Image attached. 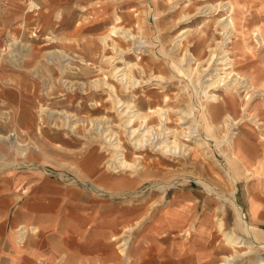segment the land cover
<instances>
[{
  "label": "rangeland",
  "instance_id": "1",
  "mask_svg": "<svg viewBox=\"0 0 264 264\" xmlns=\"http://www.w3.org/2000/svg\"><path fill=\"white\" fill-rule=\"evenodd\" d=\"M34 1L38 5L29 8V0H0V135L17 131L21 141L36 143L44 148L41 154L33 148L31 167L8 165L0 169V264H16V261L17 264H36L34 254L25 250L32 248L33 240L31 242L26 238L19 243L17 229L21 224H35L34 213L43 214L49 209L45 195L50 191L65 190V187L80 188L84 204L91 209L93 216L91 220L84 221L83 227L94 229L100 235L98 264L121 263L119 239L114 237L126 225L150 215L155 209L154 218L147 220L143 228L136 232L131 264H160V261L161 264H218L221 255L231 253L232 248L220 238L215 216L224 208L226 226L233 227L236 221L234 203L240 205L247 221L253 220L264 230V134L260 130L264 128V103L260 96L251 103L249 111L258 115L263 124L258 127L246 120L240 127L234 148H228L217 140L225 132L220 104L222 98L209 108L216 132L208 131L205 123L200 122L201 135L207 139L204 149L195 147L186 155L166 156L152 147L137 150L128 139L127 132L119 127L127 157L133 159L140 153L144 168L138 173L108 170L105 161L110 154L105 149V143L96 144L91 157L87 155L74 161V154L80 152L82 146L86 145L83 142L87 140L73 133L68 125L60 126L62 120L56 113L67 110L80 118L106 114L113 124L118 123L116 110L106 99V88L96 90L90 87V80L101 75V67H104L109 79L115 81L108 72L111 65L105 60L101 61L102 44L99 37L108 31L113 19L112 9L117 6L122 25L138 29L139 19L145 17L148 22L144 33L148 35L147 50L140 54V58L136 53H127V59L145 65V78L152 70L167 76L162 84L143 81L135 88L138 107L148 112L157 105L187 109L189 103H193L196 105L195 115L202 120L198 109L201 100L194 90V82L191 76L174 68L172 57L179 59L188 48L199 60L206 58L208 49L221 39L214 20L224 13L223 10L218 11L220 14L215 12L209 16L207 21L198 14L192 21L179 22L184 14H196L198 7L205 4L204 1L214 0H184L176 13L169 9L168 0ZM235 1L240 4L236 21L243 43L242 47L237 48L238 68L247 72L264 66V51L256 49L250 34L255 26H264V0ZM148 3L164 11L157 22L158 27L156 17L144 12L145 9L149 13L152 11ZM185 28H191V31L183 40L182 48L174 46L171 41ZM117 39L127 44L121 38ZM92 42L96 47L89 52L87 46ZM23 44L27 46L21 49ZM28 47L32 49L28 50ZM16 50H20L21 54H16ZM54 50L69 55L63 59L66 63L63 71L58 64L49 63L44 57L45 53ZM154 51L159 57L154 55ZM114 52L109 49L107 54L115 55ZM81 57L91 64L87 65ZM192 65L195 68L197 62L193 61ZM37 67H40L38 72ZM136 74L141 78L139 70H136ZM82 82L85 83L86 92L81 89ZM120 90L127 98L129 93ZM233 95V115L241 117L245 93ZM202 100L205 102V97ZM42 108L48 110L40 115ZM151 117L154 123L158 121V115L153 113ZM108 123L111 122L105 123V126ZM168 124L179 127L178 114L174 110L170 111ZM85 125L81 126L80 133L88 135ZM183 138L179 137L185 141ZM97 140L103 142V138L98 137ZM0 153L3 154L0 160L23 162L22 157L16 151H10L7 145L0 144ZM63 162L84 166L87 174L110 190L104 193L93 189L83 179L79 180L70 168L62 165ZM228 168L235 178L234 184L224 175ZM165 186L170 187L166 193L167 199H162V188ZM153 203L157 204L152 206ZM23 210L25 213H22ZM17 215H20V219ZM26 215L28 219L23 220ZM196 215L199 217L196 224L199 228L195 241L194 237L185 234V228ZM197 241L202 242V248L193 246Z\"/></svg>",
  "mask_w": 264,
  "mask_h": 264
},
{
  "label": "bare ground",
  "instance_id": "2",
  "mask_svg": "<svg viewBox=\"0 0 264 264\" xmlns=\"http://www.w3.org/2000/svg\"><path fill=\"white\" fill-rule=\"evenodd\" d=\"M29 1V8L38 5L34 0ZM183 1L184 0H168V3L170 4L169 9L176 13L181 7ZM214 1H204L205 4L198 7V11L196 12V14H184L180 17L179 22L189 20L192 21V18L196 17V15L198 14H200L199 16H204L205 18H202L207 21L209 20V16L214 15L215 12L223 10L224 13L220 14L218 12L220 16H218L214 20L216 28H218V33L221 35V39L215 41L216 45L211 46L208 49L209 55H207L206 58L199 60L194 52L188 48L185 51L184 55L179 56V59L176 60L172 57V64L174 65V68L178 72H184L191 76L194 82V90L199 95V98L201 100V107H198V109L200 111L202 120L197 118L198 115H195L196 105H194L193 103H189L187 109H172V107H166V105H157L156 108L149 109L148 112L143 111L140 107H138V104L136 102L137 96L134 92L135 88L140 86L143 81L148 82L151 80L153 82L157 81V83L162 84V81H164L167 76L163 73H157L152 70L147 78H145L143 76L146 73V69L144 67L145 65H142L138 61L132 62L131 60L127 59V53H136L138 58H140V54L147 50V48L145 47L149 43L147 37L148 35H144L145 30L148 27L147 18L143 17L139 19L137 26L138 29H133L120 23L122 17L120 14L121 12H119L117 6L113 7L112 22L108 26V31L105 34L101 35L99 37V40L102 44L101 61L105 60L111 65V68L109 69V71H107L114 77L115 81H111L108 75L104 72V67H101V75L96 76L90 80V87L96 90L100 88H106L108 93V97L106 99L111 101V103L113 104V107L115 108L118 115L117 117H119V121L118 123L116 122L115 124H113L112 121H110V117L106 114L89 118H80L76 114L68 112L67 110L56 112L62 120V124L60 126H69V129L73 133H75L80 138L87 140L86 142H83L86 145L83 144L84 146H82L80 152H76L74 154V161H77V158L81 157H91L93 155L92 149L95 148L96 144L105 143V149L108 150V153L110 154V156L105 161L108 170H111L113 172L130 171L131 173H138L141 169L144 168V165L140 160V153L136 154L135 158L133 159H130L129 156L127 157V148L124 143L125 141L118 131L119 127H122V129L127 132L128 139L137 150L152 147L156 151H160L166 156L186 155L189 152L193 151L195 147H197L199 150H203L207 139L201 135L199 123L203 121L208 131L216 132V125L212 120L213 115L210 114L209 108L211 109L212 106H215V103H219L221 98V113L223 117V126L225 127V132H223L224 134L222 138H217L219 143L226 144L228 148H234L236 146V138L240 133V127L246 122V120L254 122V124H256L258 127L263 124V122L259 121V119L257 118L258 115H253L252 113H250L249 109L251 103L257 98V96H260L262 99V103H264V80L262 81V77H264V66H260L247 72L243 70V68H238L239 59L237 48L242 47L243 44L240 37V30L238 26L239 24L236 21V15L239 10L240 4L235 0H221L218 2ZM196 5L198 6L199 3ZM149 7L152 10L150 11L151 13H149L148 9H145L144 12L145 14L155 16V23L157 25V22L164 11L157 9L152 5H150ZM58 15H60V13H58ZM207 25L210 26L211 22ZM190 29L191 28H185L180 30V32L174 37L173 41H171L172 43H174V46L181 47L183 45V40L186 38L187 33L191 31ZM250 34L255 41L254 45L256 46V49H261L264 51V26L260 24L255 26L251 30ZM117 38H121L127 44L125 45L123 41H120ZM25 46L27 45L23 44L20 46V48L23 49ZM95 47V42H92L90 46H87V50L89 52H92ZM30 49L32 48L28 47V50ZM109 49H113V51H115V55L107 54ZM15 52L16 54H21L20 50H16ZM155 52L157 51H154V55L156 57H159L158 53ZM262 55L264 64V52L262 53ZM66 56H69L66 55V52H55V50L49 51L48 53L44 54L45 59L48 60L49 63L58 64L62 71L65 70L66 67V63L63 62V59ZM81 59L85 61L87 65L91 64L82 57ZM16 60L17 58L13 60L14 64L16 63ZM193 61L197 62V66H195V68H193L192 65ZM247 64L248 63H246V65ZM212 65H214L213 68H211ZM39 68L40 67H37V72ZM136 70H139L140 74L142 75L141 78L136 74ZM80 85L83 91L86 90L84 82H82V84ZM120 88L129 93L127 98H124L125 94L122 93V90H120ZM220 90H222L223 92H220ZM242 92L245 93L244 99L246 98L242 103V109L244 112L241 117H235L232 110V102L235 97L233 93L235 95H241ZM203 97H205V102H203L202 100ZM46 110L48 109L42 108L40 115ZM104 110L106 109L104 108ZM171 110L177 112L180 128L172 127L168 124ZM153 113L158 115V121L156 123L153 122L154 119L153 117H151ZM85 122H87L86 125ZM107 122L111 123H108L109 125L105 126V123ZM88 123L91 125L90 127H88ZM82 125H85L84 129L86 130L88 135H83L80 133V128ZM260 130L263 131L262 134H264V128H260ZM39 132L41 136H43L41 129H39ZM19 136L20 135L17 131L8 135H0V144L9 146L10 151H16L17 154L23 159V162H9L6 159H2L0 160L2 162H0V169L3 167H7L8 165H14L15 167H31L30 165H33V148L37 150L38 154L44 153V148L41 147V145L36 143L30 144L23 142L19 139ZM182 136L184 137L183 139L185 141H189L191 143L181 141L179 137ZM98 137L103 138V142H98ZM87 150L89 151L87 152ZM2 156L3 154L0 153L1 158H3ZM227 158L229 160V157ZM62 165L70 168V170L73 171V173H75L77 177H79V180L83 179L84 182L89 183L93 189L97 191H104V193L110 190L100 182H96L90 176V174H87L85 172L84 166L82 167L80 165H77L75 164V162H63ZM224 175L230 180L232 184L235 183V178L233 177L232 171L229 168L225 170ZM169 187L170 186H165L164 188H162V199H167L166 193ZM156 204L157 203H153L152 206ZM233 207L236 212V221L233 227L228 228L226 226V222L223 217V214H225L224 212L226 211L224 210V208L222 209V211L219 210L221 211L218 212L220 214L215 216L217 229L221 233L220 238L224 240V242L229 247L232 248L231 253L221 255V260L218 262V264H264V230L257 226L253 220L247 221L245 219V214H243L239 204L234 203ZM250 211L252 212V209H250ZM156 212L157 209H155L154 212H151L150 215L139 217L133 223L126 225L125 229L119 235L115 237L113 236L115 239H119L118 247L120 248L119 254L121 263L111 264L132 263L131 251L135 243L134 238L136 237V232L143 228L147 220L149 221L150 219L154 218ZM198 218V215H196L185 228V234L187 236L194 237L195 241L197 240L196 237L198 236V234L196 233L197 229L199 228L196 225ZM42 229L43 226L39 224H33L31 226L21 224L17 229L19 232L17 240L19 243L24 242L26 238L30 241L32 239L33 242L35 240L37 241L38 238L41 239L40 233L42 232ZM240 233H242L243 235ZM195 244L196 245H193L196 246L195 248H202V242L197 241L195 242Z\"/></svg>",
  "mask_w": 264,
  "mask_h": 264
},
{
  "label": "crops",
  "instance_id": "3",
  "mask_svg": "<svg viewBox=\"0 0 264 264\" xmlns=\"http://www.w3.org/2000/svg\"><path fill=\"white\" fill-rule=\"evenodd\" d=\"M45 196L49 209L43 214L33 212L35 224L43 226L41 239L25 250L34 254L36 264H98L100 235L94 229L83 227L84 221L91 220L93 215L89 205L83 202L81 189L65 187V190L50 191ZM17 216L20 219V215ZM24 219L28 216H23Z\"/></svg>",
  "mask_w": 264,
  "mask_h": 264
}]
</instances>
